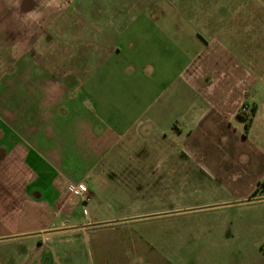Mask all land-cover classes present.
Returning a JSON list of instances; mask_svg holds the SVG:
<instances>
[{"label": "crops", "instance_id": "0c3cea01", "mask_svg": "<svg viewBox=\"0 0 264 264\" xmlns=\"http://www.w3.org/2000/svg\"><path fill=\"white\" fill-rule=\"evenodd\" d=\"M74 1L51 7L48 0H0V264H156L160 257L142 250L131 225L149 206L158 209V198L150 199L164 191L161 169L178 157L126 154L132 140H141L133 132L146 107L128 106L130 81L114 76V47L94 37L105 29L93 21L85 26L81 11L69 12ZM202 4V12H189L192 59L200 57L202 73L188 78L186 102L202 82L205 98H225L226 108L236 110L249 98L257 115L264 99V0ZM157 99L180 97L163 92ZM161 104L159 133L173 136L179 107ZM189 124L190 117L182 121ZM155 161L162 167L149 170ZM70 184L85 185L90 200L72 195ZM250 224L239 221L236 240L221 241L220 252L204 258L264 264V219Z\"/></svg>", "mask_w": 264, "mask_h": 264}, {"label": "rangeland", "instance_id": "374dc122", "mask_svg": "<svg viewBox=\"0 0 264 264\" xmlns=\"http://www.w3.org/2000/svg\"><path fill=\"white\" fill-rule=\"evenodd\" d=\"M74 2L69 3V12L81 11L85 26L93 21L94 28L105 29V34L94 37L108 38L114 47V76L130 81L127 85L133 105L128 106L141 108L142 103L146 107L147 114L138 119L137 131L133 132L141 140L138 144L132 140L126 154L178 157L161 169L164 191L150 199L155 203L158 198V209L149 206L141 223L131 225L142 238V250L159 256L156 264L220 263L218 255L217 261H211L204 254L220 252L221 241H235L239 221L258 225L264 219V202L257 200L264 195V99L260 100L263 107L253 116V100L244 98L237 110L226 108L225 98L204 97L201 82L196 84L195 98L186 102L188 78L202 70L200 57L192 59L188 39L193 19L189 12H202L203 0L196 4L191 0ZM87 63L91 69L93 62ZM163 92L165 96L179 94V102L161 104L157 98ZM111 102L122 106L117 99ZM159 104L168 110L179 107L181 114L177 116L179 123L172 127L173 136L159 133L160 119H164L155 114ZM187 108L190 115L182 114ZM181 115L190 117L189 125H182L186 118ZM157 165L162 167L156 161L149 162L148 169ZM169 186L173 188L166 190ZM159 209L170 214L159 215Z\"/></svg>", "mask_w": 264, "mask_h": 264}, {"label": "built area", "instance_id": "2783aa9c", "mask_svg": "<svg viewBox=\"0 0 264 264\" xmlns=\"http://www.w3.org/2000/svg\"><path fill=\"white\" fill-rule=\"evenodd\" d=\"M68 190L69 192L80 198L82 200V202H87L90 200V193H89V190L88 188L83 185V184H76V185H73V184H70L68 186Z\"/></svg>", "mask_w": 264, "mask_h": 264}, {"label": "clouds", "instance_id": "9594fccd", "mask_svg": "<svg viewBox=\"0 0 264 264\" xmlns=\"http://www.w3.org/2000/svg\"><path fill=\"white\" fill-rule=\"evenodd\" d=\"M48 4L51 7H59L60 6V0H48Z\"/></svg>", "mask_w": 264, "mask_h": 264}, {"label": "trees", "instance_id": "16d2710c", "mask_svg": "<svg viewBox=\"0 0 264 264\" xmlns=\"http://www.w3.org/2000/svg\"><path fill=\"white\" fill-rule=\"evenodd\" d=\"M250 122H251V118H249L247 124H246V127L248 128L250 126Z\"/></svg>", "mask_w": 264, "mask_h": 264}]
</instances>
